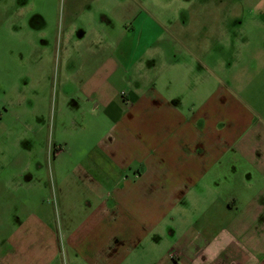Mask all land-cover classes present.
<instances>
[{
	"label": "rangeland",
	"instance_id": "374dc122",
	"mask_svg": "<svg viewBox=\"0 0 264 264\" xmlns=\"http://www.w3.org/2000/svg\"><path fill=\"white\" fill-rule=\"evenodd\" d=\"M145 1L134 32L119 19L102 21L106 11H80L87 37L65 42L69 0H0L1 242L30 216L68 238L88 204L99 205L90 194L106 191L108 179L94 157L113 123L98 97L111 90L206 83L264 111V0ZM125 175L134 180L133 171ZM190 220L176 219L172 238L168 216L124 264H155ZM60 248L55 264H93L81 250Z\"/></svg>",
	"mask_w": 264,
	"mask_h": 264
},
{
	"label": "crops",
	"instance_id": "0c3cea01",
	"mask_svg": "<svg viewBox=\"0 0 264 264\" xmlns=\"http://www.w3.org/2000/svg\"><path fill=\"white\" fill-rule=\"evenodd\" d=\"M144 6V0H69L62 37L85 39L88 32L77 26L88 18L78 12L95 9L107 12L102 21L119 19L134 32ZM98 101L113 123L94 157L108 179L106 191L100 186L98 196L90 194L99 205L83 207L88 214L65 239L39 216L7 228L0 264H55L61 246L81 250L93 264H124L168 216L172 238L176 219L191 222L155 264H264V111L206 83L135 84ZM135 164L141 166L132 170ZM229 183L228 192L221 190Z\"/></svg>",
	"mask_w": 264,
	"mask_h": 264
}]
</instances>
